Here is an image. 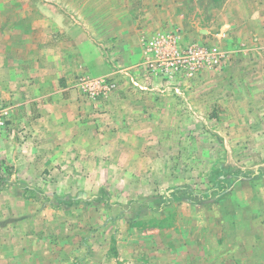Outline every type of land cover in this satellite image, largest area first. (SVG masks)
I'll return each instance as SVG.
<instances>
[{
    "label": "rangeland",
    "instance_id": "374dc122",
    "mask_svg": "<svg viewBox=\"0 0 264 264\" xmlns=\"http://www.w3.org/2000/svg\"><path fill=\"white\" fill-rule=\"evenodd\" d=\"M103 1H112L102 8L109 13L118 2L159 15L162 29L149 38L174 34L194 58L217 48L197 70L142 64L129 75L143 96L157 88L194 101L191 126L187 117L179 131L167 129L157 152L174 171L184 166L186 188L171 193L189 205L150 198L151 184L140 187L143 199H131L124 183L53 185L46 194L21 187L25 211L17 228L0 232V264H264V0ZM8 167L0 161V175Z\"/></svg>",
    "mask_w": 264,
    "mask_h": 264
},
{
    "label": "crops",
    "instance_id": "0c3cea01",
    "mask_svg": "<svg viewBox=\"0 0 264 264\" xmlns=\"http://www.w3.org/2000/svg\"><path fill=\"white\" fill-rule=\"evenodd\" d=\"M107 3L0 0V108L8 116L0 130V161L10 171L0 175V232L21 223V187L46 194L53 185L76 183L86 191L96 183H124L130 198L139 199L146 198L140 187L151 184L156 192L150 198L175 195L189 205L188 197L171 193L185 187L184 166L174 171L157 152L166 131H179L187 117L191 126L194 101L157 88L143 96L129 81L140 74L144 41L162 29L161 17L134 13L131 3L116 2L109 13L102 9ZM79 76L112 77L118 90L92 100L77 89ZM165 186L170 193L163 194Z\"/></svg>",
    "mask_w": 264,
    "mask_h": 264
},
{
    "label": "built area",
    "instance_id": "2783aa9c",
    "mask_svg": "<svg viewBox=\"0 0 264 264\" xmlns=\"http://www.w3.org/2000/svg\"><path fill=\"white\" fill-rule=\"evenodd\" d=\"M178 39L174 34L156 33L144 42V52L146 54L145 67L155 71L157 66L169 71L170 67H188V70H197L200 61H210L217 54V48L200 49L196 58L193 56L195 48L188 47L180 51L178 49ZM192 57V59H190ZM193 60V61H190ZM158 70V68H157ZM136 85L137 82L133 81ZM77 88L86 97L94 100L106 95L115 88V83L108 78H91L79 76L77 78ZM7 112L0 109V130L6 126Z\"/></svg>",
    "mask_w": 264,
    "mask_h": 264
}]
</instances>
